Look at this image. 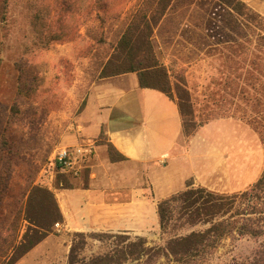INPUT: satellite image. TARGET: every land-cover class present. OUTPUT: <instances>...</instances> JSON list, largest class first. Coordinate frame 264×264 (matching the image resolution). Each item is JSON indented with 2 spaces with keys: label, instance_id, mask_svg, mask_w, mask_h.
Listing matches in <instances>:
<instances>
[{
  "label": "rangeland",
  "instance_id": "rangeland-1",
  "mask_svg": "<svg viewBox=\"0 0 264 264\" xmlns=\"http://www.w3.org/2000/svg\"><path fill=\"white\" fill-rule=\"evenodd\" d=\"M141 1L108 0L105 9L95 0H75L70 12H62L57 0H0V144L8 142L0 159V246L11 251L0 264L13 254V237L18 242L27 229L18 210L29 188L49 176L51 161ZM225 24L218 0H176L153 41L170 71L185 76L198 120L230 118L242 124L241 136L233 123L216 122L200 132L207 144L238 142L233 149L220 145L214 175L204 181L213 191L234 194L250 188L264 170V145L252 127L264 129V41L261 30L252 33L245 25L247 38L217 45L220 34L226 39ZM55 178L69 182L65 174ZM146 238L150 246L167 239L159 227ZM114 243L104 241L97 252L108 253ZM257 245L232 235L209 263L227 264ZM151 264L169 263L161 258Z\"/></svg>",
  "mask_w": 264,
  "mask_h": 264
},
{
  "label": "crops",
  "instance_id": "crops-1",
  "mask_svg": "<svg viewBox=\"0 0 264 264\" xmlns=\"http://www.w3.org/2000/svg\"><path fill=\"white\" fill-rule=\"evenodd\" d=\"M242 1L264 17V0ZM216 122L233 123L240 136L244 129L233 119H216L186 137L176 101L159 90L140 87L136 73L93 83L62 144L77 150L94 143V155L79 177L65 174L68 184L51 172L42 178L41 186L53 194L62 220L14 264H70L75 234L87 237L81 252L95 253L92 257L103 255L97 251L104 241L89 235L146 238L160 228L158 203L185 190L190 179L206 187L204 181L214 175L220 158V145L233 149L230 145L238 143L207 144L200 138L202 128ZM110 146L123 158L112 160ZM24 223L26 233L31 225Z\"/></svg>",
  "mask_w": 264,
  "mask_h": 264
},
{
  "label": "trees",
  "instance_id": "trees-1",
  "mask_svg": "<svg viewBox=\"0 0 264 264\" xmlns=\"http://www.w3.org/2000/svg\"><path fill=\"white\" fill-rule=\"evenodd\" d=\"M74 1L57 0L56 7L60 6L62 12H70ZM175 2L141 1L102 66L100 78L136 73L140 87L159 90L176 101L182 116L184 135L190 137L212 117L198 120L185 76H175L170 71L159 58L153 42L157 29L161 28ZM94 3L105 9L111 4L108 0H95ZM218 7L225 12L223 33L226 39L220 34L217 45L237 44L239 39L248 37V31L255 33L254 28L262 31L260 40L264 41V17L244 1L218 0ZM245 25L248 31L243 28ZM65 29L63 25L62 30ZM15 110L14 107V114ZM252 127L259 133L264 145V129ZM7 145L8 142L2 140L0 159L2 148ZM109 151L112 160L123 158L111 146ZM18 211L31 226L19 243L17 236L11 240V250L14 251L7 264H14L46 237L54 222L62 220L53 194L40 185L29 188L25 204ZM158 217L161 235L167 237L165 245L150 246L145 237L132 239L124 234H92L89 237L101 241L113 238L116 243L108 253L86 260L80 257V252L86 245L87 237L75 234L78 242L74 240L72 245L70 264H127L135 261L151 264L161 258H165L169 264H210L212 253L232 235L257 240L258 245L250 254L233 258L227 264H264V170L250 188L234 194L197 186L190 179L185 190L158 203ZM10 252L3 245L0 246L1 259H8Z\"/></svg>",
  "mask_w": 264,
  "mask_h": 264
},
{
  "label": "built area",
  "instance_id": "built-area-1",
  "mask_svg": "<svg viewBox=\"0 0 264 264\" xmlns=\"http://www.w3.org/2000/svg\"><path fill=\"white\" fill-rule=\"evenodd\" d=\"M94 143L82 146L73 150L70 147H62L55 154L50 163V170L53 175L58 173L79 177L84 165L94 155Z\"/></svg>",
  "mask_w": 264,
  "mask_h": 264
}]
</instances>
